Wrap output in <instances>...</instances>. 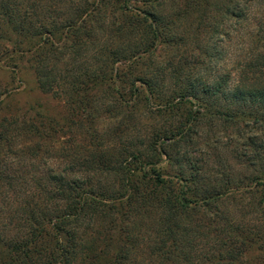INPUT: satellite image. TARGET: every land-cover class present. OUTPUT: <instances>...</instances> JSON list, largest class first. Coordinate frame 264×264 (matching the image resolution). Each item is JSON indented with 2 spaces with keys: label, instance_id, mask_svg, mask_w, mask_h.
Segmentation results:
<instances>
[{
  "label": "trees",
  "instance_id": "16d2710c",
  "mask_svg": "<svg viewBox=\"0 0 264 264\" xmlns=\"http://www.w3.org/2000/svg\"><path fill=\"white\" fill-rule=\"evenodd\" d=\"M203 1L195 0L177 17L187 19L197 9L202 16ZM76 2L0 0V66L15 58L28 59L39 91L64 102L67 108L66 113L55 116L38 111L34 117L27 112L19 117L17 112L8 110L7 100L13 94L0 88V264H240V261L264 264V245H261L264 236L254 235L248 225L237 226L234 231L230 229L229 217L219 213L213 220L204 222L212 226H207L212 231L209 240L201 243L202 236L196 231L202 227L196 226L189 216L201 207L214 209L226 200L233 201L248 188L258 191L264 188V176H260L264 175V166L250 182L239 180L231 169L214 171L221 177L215 180L211 175L208 177L210 170L199 166L204 162L197 160L191 164L194 172L180 170L170 177V182L156 181L158 187L164 188L159 193L157 188L148 192L134 190L124 197L98 187L101 176L126 173L123 166L117 167L127 164V153L135 161L143 155L138 149L144 143H139L137 138L142 96L150 121L165 117L168 122L166 130L151 135V147L161 159H169L168 164L173 161L166 153L165 141L176 143L177 147L191 143L194 150L190 137L197 136L194 132L204 120H209L213 128L211 122L216 119L232 126L245 121L264 123V117L260 119L238 108L246 100L243 92L246 86L230 103L218 106L220 84L200 92L192 72L179 77L178 72L183 71L179 68H170L176 78L172 95L164 89L165 79L133 78L135 82L130 89L139 100L129 108L115 86L122 84L123 79L127 81L115 73L116 65L129 59L124 56L127 47L114 51L98 47L101 56L91 67L76 56L86 49L83 38L92 40L98 29L97 39L111 38L119 47L128 37L141 35L143 23L139 16L127 11L125 15L132 18L123 26L106 27L102 24L106 19L104 4L93 10L94 15L84 12L83 18L78 15ZM63 5L75 11L68 18L69 23L58 21ZM148 15L150 29L142 31H148L156 42L162 39L161 32H174L180 26L176 24L179 18L167 22L153 13ZM45 18L53 19L51 29L47 28ZM86 18L92 21L89 28L82 26ZM64 30L66 39L71 40L70 46L61 42ZM137 46L133 49L137 52L131 54L139 59L141 47ZM66 50L71 52V57L66 58ZM113 103L118 108H111ZM126 108L130 111L126 112ZM104 116H109L115 125L108 127L109 118ZM131 120L133 125L129 130L135 137V145L128 149L130 144L124 142L125 131L121 129L125 121ZM68 134L71 139L60 140ZM110 135L115 136L114 140L108 139ZM77 136L84 137L82 144L75 139ZM218 167L223 164L219 163ZM167 184L180 190L171 191ZM258 206L264 208V196ZM222 222L227 225L224 230L220 228ZM251 236H256L257 241L253 242Z\"/></svg>",
  "mask_w": 264,
  "mask_h": 264
},
{
  "label": "rangeland",
  "instance_id": "374dc122",
  "mask_svg": "<svg viewBox=\"0 0 264 264\" xmlns=\"http://www.w3.org/2000/svg\"><path fill=\"white\" fill-rule=\"evenodd\" d=\"M75 1H77L78 15L83 18L86 13V15H94L93 10L101 8V4H104L106 19L102 24H105L106 27L111 25L116 27L119 24L123 26L129 18H132V16L125 15L127 11V13L139 16L138 20L143 23L140 29L141 35L134 38L128 37V40L119 47L111 42V38L97 39L98 34H100L98 29L96 31L98 32L97 36L92 35V40L83 38L82 42L86 49L83 51L84 53H79L76 56V58L82 59L81 61L86 62L87 66L91 67L96 64L101 56L100 50H96L98 47H108L110 51H114L115 48L127 47L124 50V56H129V59L119 62L115 67L117 76H124L127 81L123 79L122 84L116 83L115 86L124 95L123 103L129 108L139 100L134 97L130 89L131 84L135 82L134 79L145 78V76L165 79L164 89L172 95L176 78L170 68H179L183 69L182 72H178L177 76L179 77L192 72L191 74L195 78L200 92L205 87L215 89L220 84L221 90L218 94L220 105L218 102V106L230 103L235 94L246 86V90H243L246 100L241 101L238 108H244L248 113H253L260 119L264 117V0H205L201 3L200 9L205 10L207 17H203L205 13L200 16L197 9V12L193 11V14L188 16L187 19L186 17L181 19L177 15L180 11L184 12L183 10H186V7L195 0ZM66 6H62L59 22L69 23L70 19L68 18L74 15L75 11L71 12L72 10H68ZM195 7L197 6L194 4ZM150 13H153L159 19L168 20L167 22L179 18L176 24H180V26L174 32L169 30L161 32L162 39L156 42L154 36L148 34V31L147 33L143 32L144 29H150L151 19L148 15ZM180 14L182 15V13ZM52 22L53 19H46L47 28H52L50 27ZM83 25L89 28V26H92V21L86 18L82 23ZM94 27L98 28L95 25ZM65 31L61 35V42H65L70 46L71 40L66 39ZM149 33H151L150 30ZM134 46L141 47L138 50L140 52L139 59L131 54L137 52L133 50ZM145 51L146 53H144ZM64 54L66 58L71 57L70 51L66 50ZM26 60L28 59L15 58L12 61H5L0 66V88L5 92L7 91L8 94H13L7 100L8 110L17 112L16 114L19 117H23L25 112L31 117L36 116L38 111L42 115L48 114L51 116L66 113L67 108H65L64 102L54 100L39 91L34 70ZM64 63L67 62L64 61ZM62 76H66V73H62ZM136 86L142 88V90L144 88L141 84ZM142 99L143 102L139 103L138 106L139 113L142 112V118L139 127L140 133L137 138L140 140L139 143H144V146L138 149L139 152L143 153V157L141 156L139 161H135L132 160L131 154L127 153L128 155H125L127 164L122 163L117 167L120 169L123 166L124 168L121 169H125L126 173H110L107 176L104 175L105 177L101 176L98 183L100 189L124 194V197L132 194L134 190L148 192L157 188L159 193L164 188L158 187L156 181L166 180L170 182V177L178 174L180 170L194 172L195 170L191 164L197 160L204 162L199 166L210 170L208 177L211 175L215 180L221 179V177L214 174V171L231 169L233 174L239 177V180L248 179V182L254 180V177L263 171L264 123L259 121L256 123L245 121L230 126L216 119L211 122L213 124V128H211L210 121L204 120L201 126L199 125L198 130L196 129L194 132L197 136L190 137L195 146L194 150H192L191 143L177 147L176 143L165 141L168 144L164 148L166 153L171 155L170 160L173 161L172 164H168L169 159H161L156 149L154 150L151 147L153 144L152 133L154 131L159 132V130L163 131L165 127L167 128L168 122L165 117H155L153 121H150L149 114L145 111L143 96ZM110 107L118 108V106L114 107V103ZM129 111L126 108V112ZM128 115L130 113H127ZM104 117L109 118L107 121L108 127L115 125V121L111 120L109 116ZM129 123L125 121L124 129H121L125 131L123 138L126 139L124 142L128 143L127 145L130 144L128 149L135 145V137L130 135L129 130L133 125L132 120ZM114 137V135H110L108 139L114 140ZM67 139H71L69 134L66 135V138H60L63 141H67ZM75 139H78V142L81 143L84 137L77 136ZM161 142L164 141L161 140ZM179 151L181 154H179ZM219 163H222L223 167H218ZM260 176L264 175L260 174ZM167 185L171 191L180 190L177 186ZM168 193V189H166L165 196ZM263 196L264 188H260L259 191L258 189L248 188L236 195L233 201L226 200L223 205H216L214 209L201 207L196 212L189 213L191 221H194L196 226L202 227L201 231L199 229V231H196L202 236L203 241L201 243L206 242L207 239L209 240L208 234H211L209 232L212 231L209 229L212 226L205 225L208 222H204L207 219L209 221L213 220L219 213L224 218L229 217V220L232 221L230 222V229L233 228L235 231L237 226L245 224L248 225V229H253L254 235L262 234L264 236V208L258 206ZM145 221L151 222V220ZM226 226L224 222L220 224V228H223V230ZM253 237L251 236V240L253 242L257 241V237ZM261 245H264V242ZM262 258L264 261V253ZM240 264H242L241 261Z\"/></svg>",
  "mask_w": 264,
  "mask_h": 264
}]
</instances>
